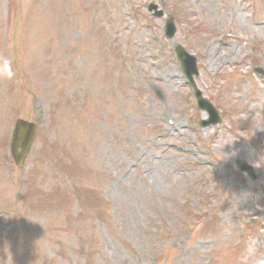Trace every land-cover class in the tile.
<instances>
[{"label":"rangeland","instance_id":"obj_1","mask_svg":"<svg viewBox=\"0 0 264 264\" xmlns=\"http://www.w3.org/2000/svg\"><path fill=\"white\" fill-rule=\"evenodd\" d=\"M116 1L0 0V60L14 73L0 65V264H232L239 221L243 264H264V1H163L174 41L198 57L196 86L225 117L206 130L191 125L201 112L172 41L160 49L136 30L138 0L124 32ZM16 118L37 124L22 169L7 147ZM192 139L210 154L173 147ZM212 156L228 169L199 164ZM237 158L255 164V183L240 182ZM198 189L208 202L194 204Z\"/></svg>","mask_w":264,"mask_h":264},{"label":"water","instance_id":"obj_2","mask_svg":"<svg viewBox=\"0 0 264 264\" xmlns=\"http://www.w3.org/2000/svg\"><path fill=\"white\" fill-rule=\"evenodd\" d=\"M179 53L182 55L181 52ZM14 133L15 136L13 138L12 148L17 153V151H22L29 145L31 139L34 136L33 126L22 120H17L15 124ZM23 156L24 154H15L14 158L17 162H19L23 158Z\"/></svg>","mask_w":264,"mask_h":264},{"label":"clouds","instance_id":"obj_3","mask_svg":"<svg viewBox=\"0 0 264 264\" xmlns=\"http://www.w3.org/2000/svg\"><path fill=\"white\" fill-rule=\"evenodd\" d=\"M0 65H2L4 68L3 75L6 78L11 79L13 77L14 73L9 68L10 61L8 59H2V60H0Z\"/></svg>","mask_w":264,"mask_h":264}]
</instances>
